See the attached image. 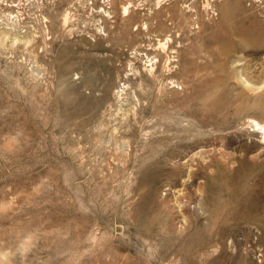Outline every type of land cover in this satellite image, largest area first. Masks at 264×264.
Instances as JSON below:
<instances>
[{
	"label": "rangeland",
	"instance_id": "1",
	"mask_svg": "<svg viewBox=\"0 0 264 264\" xmlns=\"http://www.w3.org/2000/svg\"><path fill=\"white\" fill-rule=\"evenodd\" d=\"M252 120L264 0H0V264H264Z\"/></svg>",
	"mask_w": 264,
	"mask_h": 264
},
{
	"label": "bare ground",
	"instance_id": "2",
	"mask_svg": "<svg viewBox=\"0 0 264 264\" xmlns=\"http://www.w3.org/2000/svg\"><path fill=\"white\" fill-rule=\"evenodd\" d=\"M66 18H67V15L65 16L64 19H66ZM251 123H252V126L254 127L253 131L256 133L255 136L261 138V140L258 141V145H261L260 147L262 148V146H264V124H261V123H259L257 121H253V120L251 121Z\"/></svg>",
	"mask_w": 264,
	"mask_h": 264
}]
</instances>
